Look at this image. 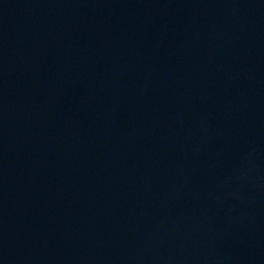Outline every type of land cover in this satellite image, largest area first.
<instances>
[{
  "label": "water",
  "instance_id": "1",
  "mask_svg": "<svg viewBox=\"0 0 264 264\" xmlns=\"http://www.w3.org/2000/svg\"><path fill=\"white\" fill-rule=\"evenodd\" d=\"M0 264H264V0H0Z\"/></svg>",
  "mask_w": 264,
  "mask_h": 264
}]
</instances>
